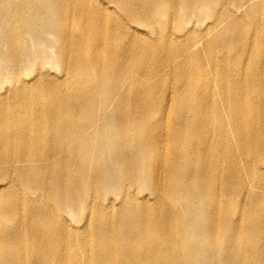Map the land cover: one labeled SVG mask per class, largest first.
I'll return each instance as SVG.
<instances>
[{"label":"bare ground","instance_id":"obj_1","mask_svg":"<svg viewBox=\"0 0 264 264\" xmlns=\"http://www.w3.org/2000/svg\"><path fill=\"white\" fill-rule=\"evenodd\" d=\"M0 264H264V0H0Z\"/></svg>","mask_w":264,"mask_h":264},{"label":"rangeland","instance_id":"obj_2","mask_svg":"<svg viewBox=\"0 0 264 264\" xmlns=\"http://www.w3.org/2000/svg\"><path fill=\"white\" fill-rule=\"evenodd\" d=\"M59 72H62L65 68L64 66H60L59 68H57Z\"/></svg>","mask_w":264,"mask_h":264}]
</instances>
